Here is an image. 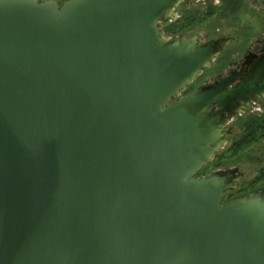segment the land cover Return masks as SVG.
<instances>
[{
  "label": "water",
  "instance_id": "95a60500",
  "mask_svg": "<svg viewBox=\"0 0 264 264\" xmlns=\"http://www.w3.org/2000/svg\"><path fill=\"white\" fill-rule=\"evenodd\" d=\"M184 1L0 0V264H264V192L200 175L264 54L181 95L231 41L165 38Z\"/></svg>",
  "mask_w": 264,
  "mask_h": 264
},
{
  "label": "rangeland",
  "instance_id": "374dc122",
  "mask_svg": "<svg viewBox=\"0 0 264 264\" xmlns=\"http://www.w3.org/2000/svg\"><path fill=\"white\" fill-rule=\"evenodd\" d=\"M41 1V0H40ZM186 0L175 7V17L163 21L160 27L165 38L199 36V43L230 39V44L212 64L187 86L192 90L219 80L228 74L250 49L264 46V0ZM214 12V13H213ZM200 21V22H199ZM183 29L181 32L179 30ZM264 114V97L244 113L235 117L225 134V143L204 168V173H225L237 169L236 189L228 192L227 200L264 192V183L252 185L264 167V138L252 147L234 155L230 146L244 134L245 120L252 115Z\"/></svg>",
  "mask_w": 264,
  "mask_h": 264
},
{
  "label": "flooded vegetation",
  "instance_id": "af4514ba",
  "mask_svg": "<svg viewBox=\"0 0 264 264\" xmlns=\"http://www.w3.org/2000/svg\"><path fill=\"white\" fill-rule=\"evenodd\" d=\"M42 1V0H41ZM49 1H59V2H63V1H65V0H49ZM186 2V0L184 1V3ZM180 5V4H179ZM177 7V6H176ZM171 22H172V20H170ZM161 22H163V21H161ZM160 22V23H161ZM184 37V36H183ZM180 37H178V39H179ZM169 41H174V40H176V38H174V37H170V38H167ZM223 39V38H222ZM209 42V41H208ZM208 42H206V43H208ZM205 43V44H206ZM199 45H202V44H200L199 43ZM228 45H226L222 50H219L220 51V55H221V53H222V51L227 47ZM264 54V46H259V47H257V48H254V49H250L248 52H247V54H245V56L243 57V59L239 62V64H237L233 69H231L229 72H228V74H226V75H224V76H221L220 77V79L219 80H216L215 82H213V83H210V84H207V85H204V86H209V85H215V84H217L218 82H220L223 78H225V77H228V76H231V78H232V83H231V85H229V86H232V87H236L239 83H241L243 80H244V78L247 76V74H248V72L252 69V66H253V64L259 59V57H261V55H263ZM219 55V56H220ZM204 86H201V87H199V88H202V87H204ZM187 89V88H186ZM184 90L183 92H182V94L181 95H186L187 93H189L190 91H192V90H194V89H192V90ZM195 89H197V88H195ZM260 99V98H259ZM259 99H257L253 104H251V105H248V106H243V109H242V113H244L245 112V110L246 109H248L250 106H252V105H255L256 104V102L259 100ZM241 105H243V102H239V103H237V104H234L233 105V109L235 110V109H238ZM219 110V107H218V103H215L214 104V106H213V112L215 113V112H217ZM241 113V114H242ZM221 114H223L226 118H229V119H231V122H233L234 121V119H235V117L236 116H238V115H241V114H234V113H231L230 111H228V108H226ZM230 122V123H231ZM204 168L205 167H203V169L201 170V172H200V175L201 176H207V175H209V174H206V173H204ZM230 171H226L225 173H229ZM220 174H223V173H220ZM236 176H237V174H236ZM235 180H236V178H235ZM227 201H232V199L231 200H227Z\"/></svg>",
  "mask_w": 264,
  "mask_h": 264
},
{
  "label": "trees",
  "instance_id": "16d2710c",
  "mask_svg": "<svg viewBox=\"0 0 264 264\" xmlns=\"http://www.w3.org/2000/svg\"><path fill=\"white\" fill-rule=\"evenodd\" d=\"M232 2L234 1L232 0ZM182 30L183 29L179 30V32H181ZM242 127L244 129V134L229 148V151H233L234 155H239L241 152L252 147L259 140L264 138V114L260 116H250L249 118H247V120H245V123ZM262 183H264V167L260 169L259 174L253 181L252 185H258Z\"/></svg>",
  "mask_w": 264,
  "mask_h": 264
}]
</instances>
